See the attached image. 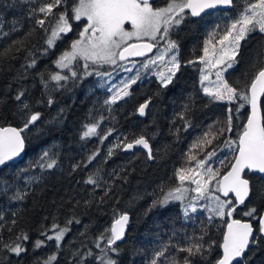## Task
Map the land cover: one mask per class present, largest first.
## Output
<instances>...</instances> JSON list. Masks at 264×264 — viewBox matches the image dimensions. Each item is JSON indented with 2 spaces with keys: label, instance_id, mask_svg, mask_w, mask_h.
I'll return each instance as SVG.
<instances>
[{
  "label": "snow or ice",
  "instance_id": "obj_1",
  "mask_svg": "<svg viewBox=\"0 0 264 264\" xmlns=\"http://www.w3.org/2000/svg\"><path fill=\"white\" fill-rule=\"evenodd\" d=\"M23 3L33 4L35 0H22ZM234 0H167L164 6H156L152 0H43L38 7L28 10L29 18H34V26L29 29L22 39L12 41L8 48L3 50L7 55L13 49L17 52L26 51V63L22 67L35 69L42 57L53 52L58 42L63 41L69 34L68 47L65 48L53 61L57 71L38 73L47 104L54 103L52 93L67 90L69 84L75 86L90 76L98 78V87L105 88L110 95L103 101V110L111 114L113 105L118 104L133 95L132 88L142 80L141 69L155 75L160 88L167 89L177 73L181 70L182 63L179 58V45L171 38L172 31L182 24L187 15L199 17L208 9L218 7H232ZM56 9H60L56 11ZM211 14V13H209ZM83 21V23H81ZM130 26V27H126ZM13 25L11 31H17ZM39 30L43 34V46L36 48L35 52L24 47V41ZM259 32L264 35V0H245L240 13L227 24L216 25L209 32L201 49L202 55L186 61L189 65H199L200 85L204 95L211 102H226L237 104L236 112L250 107V114L242 126L237 139L225 138L221 145L213 147L216 141L231 133L233 130V109H228L227 126L216 127L210 125L191 146L186 156L185 165L175 170L176 183L169 186L162 185L159 195L152 201L151 207H165L170 203L179 202L185 219L190 218V213L203 210L208 213L207 222L219 218L225 221L226 231L223 233L222 243L219 244L222 254L216 259L215 264H242L245 253L252 245L260 243L264 238V215L257 212L255 207H248L246 201L254 191V186L248 173L264 174V60L254 61L251 68L244 73L243 79L230 82L225 74L233 69L239 60L241 42L245 41L252 33ZM8 31L0 28V38L8 36ZM34 47V46H33ZM155 53L145 60L140 68L130 61V57H145ZM15 59V57H12ZM131 64V66H129ZM110 69V70H109ZM135 70V71H134ZM123 71L132 75L122 77L118 83H113V73ZM134 73V74H133ZM250 77V79H249ZM28 90L21 88L15 95L23 123L20 127L0 126V168L14 162L25 151L27 137L24 135L41 119L39 111H33L32 104L27 99ZM39 103V101L37 102ZM151 100L141 103L137 109L140 116L146 114ZM191 105L185 104L177 117L183 122L184 130L191 127L189 113ZM63 112V109L60 110ZM113 120L114 116L111 117ZM105 117L101 114L91 122L84 124L81 140L97 137L101 144L113 134L114 129L101 130ZM175 123V120L173 121ZM181 129L176 128L179 132ZM141 147L147 152L149 160L155 157L152 154L150 138L143 133L129 139L127 136L116 137V143L107 151V158H111L117 149L129 151ZM228 148L234 152L227 163L220 161L222 167L214 168L209 162L217 155V151ZM210 149V150H208ZM100 155L97 148L87 156L83 164L73 166L75 171L80 167H87ZM202 157V158H200ZM58 157L54 151L44 150L36 161L29 165L23 172L40 169L41 173L57 167ZM102 169L97 168L84 180L86 185L95 189L103 187V196L99 204L105 203V197L112 193V186L101 175ZM19 174L17 179H19ZM42 175H31L23 178L24 188L16 186L6 178H0V196H4L11 203H23L30 194L28 188L39 184ZM120 179L119 175L115 176ZM126 182V177L124 178ZM107 185V186H105ZM264 192V189L261 190ZM94 200L84 201V207L89 208ZM116 203H119L117 199ZM80 201H76L71 215L63 223L57 216H53L49 225H42L40 236L32 242L34 250L47 246V242L55 241L56 252L48 255L36 264H56L57 253L62 249L66 236L71 232L72 225L81 224L75 209ZM244 206L247 210L244 216L257 220L258 227L253 223L233 218L237 209ZM112 220L109 225L98 230L92 237V246L82 242V247L73 251L72 257L76 264H87L89 258L94 264H118L120 254L119 243L125 239L129 224V214L113 207ZM14 217L16 213L12 214ZM227 219L225 220V218ZM4 215L0 214V222ZM17 220L12 219L7 227V239L0 234V253L10 254L17 258L27 253L25 246L31 239L24 230L15 231ZM4 225L0 224V232ZM258 233V235H257ZM87 240L90 236L89 226L84 225V230L79 233ZM176 233H173L175 236ZM207 227L201 229L199 235H184L183 243L173 245L172 240L156 251L149 264H193L191 257L207 258L211 254L214 241H206ZM175 247L177 252L187 253L177 259L168 250ZM95 249V251L93 250ZM167 253V255H166ZM7 257L5 256V259ZM0 264H4L0 260ZM71 264V261L69 262Z\"/></svg>",
  "mask_w": 264,
  "mask_h": 264
},
{
  "label": "trees",
  "instance_id": "obj_2",
  "mask_svg": "<svg viewBox=\"0 0 264 264\" xmlns=\"http://www.w3.org/2000/svg\"><path fill=\"white\" fill-rule=\"evenodd\" d=\"M42 2L43 0H35L33 4H26L22 0H0V28L10 33L0 38V126H22L23 118L14 98L21 88L28 90L27 99L32 104L33 111L42 114L36 125L24 133L27 137L25 157L21 162H11L0 170V178H6L16 186L24 188V177L33 174L43 177L39 184L28 188L30 194L23 203H11L6 197L0 196V214L4 215V221L0 222L4 225V230L0 234L7 239L9 233L6 229L11 220L16 219L15 231L22 229L31 237L25 245L28 251L22 257L0 253V260H3L4 264H36L38 259L43 260L56 252L55 241L47 242V246L39 250L33 249L32 242L43 239L40 236L42 225H49L53 216H57L63 223L72 214L70 209L76 201H80L75 211L81 224L71 226V232L57 253L56 264H69L70 261L71 264H76L72 257L73 251L77 248L82 252L87 251L82 247V242L92 246L94 234L110 224L113 207L127 211L131 216L125 242L119 244L120 254L115 257L118 264H149L154 253L169 240H172L173 245L183 243L181 238L184 235H199L204 226L207 227L205 240L215 242L211 254L205 259L199 256L191 259L193 264H215L222 254L219 244L222 243L223 233L226 231L224 220L216 218L208 224V213L204 211L193 214L190 220H185L178 204L154 208L151 205L159 195L162 185L176 183L174 172L185 165L186 156L197 138L207 131L210 125L227 126L229 108L233 109V130L231 133H225L213 147H222L221 142L225 138L237 139L243 124L246 123L250 107L246 106L237 113V104L211 102L209 97L204 95L200 85V66L186 63L189 59L202 55L201 49L209 32L216 25L222 28L235 18L243 8L245 0H235L229 12L219 11L200 18H193L188 14L183 24L171 33V38L179 45V58L182 63L173 83L167 89H162L155 76L147 77L132 88V96L112 106L111 114L103 110V101L110 94L98 89L97 81L92 76L75 86L69 84L67 90L52 93L54 103L51 106L47 104L38 73L46 70L57 71L53 61L68 47L69 37L75 38L73 34L58 42L56 49L48 56L40 58L35 69L25 70L22 67L27 56L24 50L17 52L13 49L7 55L3 54V50L8 48L12 41L22 39L34 26V18H29L28 10L38 7ZM166 3L167 0H164L157 6H164ZM13 25L18 29L15 32L11 31ZM42 46L43 34L39 30L24 41V47L33 52ZM237 59L239 64L226 75L230 82L243 79L244 73L251 68L254 61L264 60V35L259 32L252 33L243 41ZM149 99L151 104L146 114L140 116L137 111L139 105ZM185 104L191 105L189 118L192 126L187 130H184L183 122L177 117V113L182 111ZM101 114L105 117L101 130L113 128V134L103 144L97 137L81 140L84 124ZM112 116L115 117L114 120ZM176 128L181 130L176 132ZM141 133L150 138L152 154L155 157L153 163L142 150L126 153L119 149L105 162L108 148L116 143V137L127 136L132 139ZM97 148L100 149V155L91 164L73 170L74 165L83 164L87 156ZM44 150L57 153V167L43 173L38 168L21 173L20 170L28 168ZM233 155L234 152L228 148L218 149L211 163L214 168L227 171L220 161L227 163ZM97 168L102 169L101 175L108 185L112 186V193L105 197L106 202L103 204L98 203L104 194L103 187L93 192V186L84 183L87 176ZM117 174L120 179L115 178ZM247 178L254 186V191L246 204L263 214L264 192L261 190L264 189V177L248 173ZM90 199L95 202L91 207L85 208L84 201ZM246 210L244 206L238 208L237 213H234L235 218L252 221L254 227H258L256 219L243 215ZM13 213H16L15 217ZM84 225L89 226L90 236L87 240L79 235L84 230ZM168 251L177 259L187 255L177 252L175 247H170ZM87 264H94V260L89 258ZM242 264H264V238L250 247Z\"/></svg>",
  "mask_w": 264,
  "mask_h": 264
},
{
  "label": "water",
  "instance_id": "obj_3",
  "mask_svg": "<svg viewBox=\"0 0 264 264\" xmlns=\"http://www.w3.org/2000/svg\"><path fill=\"white\" fill-rule=\"evenodd\" d=\"M158 0H152V2L153 3H155V2H157ZM235 1V0H234ZM233 8V6L232 7H218V8H216V9H208V10H206V12H204V13H202L201 14V16H199V17H202V16H204V15H207V14H209V13H214V12H216V11H219V10H221V11H230L231 9ZM199 17H193V18H199ZM154 51H155V49L153 50V53H154ZM153 53H149L148 54V56H145V57H130L129 59L130 60H136V59H145V58H148V57H150ZM151 104V103H150ZM150 106V105H149ZM146 111H147V109H146ZM137 150H142V151H144L146 154H147V152H146V150H144L143 148H141V147H136V148H134V149H132V150H129V151H125L126 153H132V152H134V151H137ZM25 153H26V145H25V151L21 154V156L20 157H17L16 159H15V161L14 162H21L22 160H23V158L25 157ZM151 161V163H153V159H151L150 160ZM9 163H11V162H9ZM6 167V166H5ZM4 168V167H3ZM3 168H0V170H2ZM250 174H253V175H258V176H261V177H264V174H259V173H250ZM250 199V198H249ZM248 201H246V203H247ZM240 207H242V206H240ZM262 215H264V213L262 214ZM129 217H130V220H131V216L129 215ZM233 218H235L234 216H233ZM130 220H129V223H130ZM243 221V220H242ZM246 222H251V221H246ZM252 223V222H251ZM129 225V224H128ZM127 229H128V227H127ZM126 233H127V231H126ZM126 236V235H125ZM125 242V239L123 240V241H121V242H118L119 244H123ZM247 253V252H246ZM245 253V254H246ZM234 264H235V262H234Z\"/></svg>",
  "mask_w": 264,
  "mask_h": 264
},
{
  "label": "rangeland",
  "instance_id": "obj_4",
  "mask_svg": "<svg viewBox=\"0 0 264 264\" xmlns=\"http://www.w3.org/2000/svg\"><path fill=\"white\" fill-rule=\"evenodd\" d=\"M183 24V23H182ZM182 24H180L178 27H180ZM126 27H130V26H126ZM177 27V28H178ZM243 43V41L241 42V44ZM149 58V57H148ZM148 58H146V59H136V60H130V61H132V62H135L136 63V67L137 68H140V66H141V64L145 61V60H147ZM129 66H131V64H129ZM110 70V69H109ZM231 70V69H230ZM229 70V71H230ZM135 71V70H134ZM141 73H142V80H140V81H138L137 83H139V82H141V81H143L145 78H147V77H150V76H155V75H152L150 72H144V70L143 69H141ZM134 74V73H133ZM128 75H132V74H130V73H125V72H123V71H119L118 73L117 72H114L113 73V76H114V79H113V83H118L119 82V80L122 78V77H124V76H128ZM227 75V73L225 74V76ZM96 78V80H97V84H98V78L97 77H95ZM135 85H133V87H134ZM97 88L98 89H100V90H102V91H105V92H107L106 91V89L105 88H101V87H98L97 86ZM108 93V92H107ZM110 94V93H109ZM211 165H212V163H211V161L209 162ZM213 166V165H212ZM171 204H178V205H180L181 206V204L179 203V202H173V203H170V204H168L167 206H169V205H171ZM167 206H165V207H167ZM181 208H182V206H181ZM203 210H198L196 213H198V212H202ZM204 212H206V211H204ZM207 213V212H206ZM192 214H195V213H190V217H191V215ZM185 220H187V219H185ZM189 220H190V218H189Z\"/></svg>",
  "mask_w": 264,
  "mask_h": 264
},
{
  "label": "flooded vegetation",
  "instance_id": "obj_5",
  "mask_svg": "<svg viewBox=\"0 0 264 264\" xmlns=\"http://www.w3.org/2000/svg\"><path fill=\"white\" fill-rule=\"evenodd\" d=\"M162 1H164V0H158V1L155 2L154 4L157 6V4L160 3V2H162ZM154 53H155V51H154Z\"/></svg>",
  "mask_w": 264,
  "mask_h": 264
}]
</instances>
